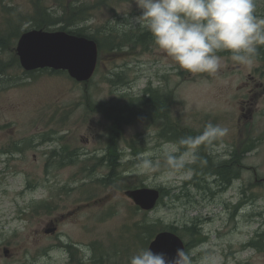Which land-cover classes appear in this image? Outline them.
<instances>
[{
	"label": "rangeland",
	"instance_id": "obj_1",
	"mask_svg": "<svg viewBox=\"0 0 264 264\" xmlns=\"http://www.w3.org/2000/svg\"><path fill=\"white\" fill-rule=\"evenodd\" d=\"M255 3L264 18V0ZM41 9L49 14L45 26L80 30L99 43L88 83L20 65L17 41L45 23ZM125 14H141L134 0H0V264H129L148 248L150 230L167 227L192 264H264V45L251 67L225 50L217 74H192L147 31L120 29ZM143 32L144 43L132 41ZM149 87L166 95L164 103L117 122L115 113ZM209 122L228 128L225 147L202 145L186 178L163 182L159 150L178 141L169 129L195 137ZM113 143L114 168L106 159ZM60 148L63 155L50 152ZM148 152L160 166L138 171ZM210 169L236 174L222 188ZM137 187L160 190L152 210L125 195ZM50 222L55 234L44 233Z\"/></svg>",
	"mask_w": 264,
	"mask_h": 264
},
{
	"label": "clouds",
	"instance_id": "obj_2",
	"mask_svg": "<svg viewBox=\"0 0 264 264\" xmlns=\"http://www.w3.org/2000/svg\"><path fill=\"white\" fill-rule=\"evenodd\" d=\"M141 14L127 17L119 23L123 31L143 29L150 33L153 43L181 69L192 73L217 74L222 68L221 56L225 50L234 62L251 67L264 45V18L256 12L255 0H134ZM129 9V3H128ZM228 128L209 122L195 136L180 138L159 150L165 164L163 182L184 179V170L199 160L202 145L210 151L225 147L223 138ZM145 154L138 171L147 172L160 166V160ZM91 256V250H87ZM129 264H192V256L177 248L171 257L163 251L150 248L138 250L129 258Z\"/></svg>",
	"mask_w": 264,
	"mask_h": 264
},
{
	"label": "water",
	"instance_id": "obj_3",
	"mask_svg": "<svg viewBox=\"0 0 264 264\" xmlns=\"http://www.w3.org/2000/svg\"><path fill=\"white\" fill-rule=\"evenodd\" d=\"M16 53L25 71L49 68L66 71L79 82L88 81L97 66L98 44L90 37L80 36L65 30L48 31L30 29L19 37ZM125 195L141 210L150 211L158 203L160 190L153 187L129 188ZM55 229H47V233ZM152 251H163L170 257L177 248L186 251L181 237L170 230L159 231L149 242ZM5 256L9 249L4 248Z\"/></svg>",
	"mask_w": 264,
	"mask_h": 264
},
{
	"label": "trees",
	"instance_id": "obj_4",
	"mask_svg": "<svg viewBox=\"0 0 264 264\" xmlns=\"http://www.w3.org/2000/svg\"><path fill=\"white\" fill-rule=\"evenodd\" d=\"M39 16L41 17L40 21L45 22V23H38L37 24V28H39V29L48 30V31L65 30L67 32H70V33H73V34H76V35L87 36V34L83 33L80 30H66L65 28L52 29L49 26H45V25L49 24L50 22L48 20L49 14L46 11H43V9L40 10ZM147 36H148V33H144L143 32V33L139 34L138 36H136V38L132 39V41H137V42H140V43H144V40L146 39ZM87 37L93 38L92 35H88ZM139 39H141L142 42L139 41ZM94 40L97 42L96 39H94ZM97 44H98V47H99V43L98 42H97ZM51 71L52 72H61L63 70H52L51 69ZM90 79L88 81H85L84 83H88L90 81ZM158 92H159L158 89H153V88L149 87L148 89L145 90V92H144L145 94L144 95H142L141 97L136 98V99H131L130 100V104L128 105L129 110L127 112L123 113L122 111H120V112H116L115 113L116 114L115 119L117 120V122L124 121L123 123L127 124L133 118H136V117H140V118L141 117H143V118L147 117L148 116V112H149V110L146 111V109H145V107L147 105H149V106L151 105L152 108H153L154 106H158L159 107V106H161L164 103V99H165L166 95L159 94ZM113 113L111 114V112H108V115L112 116ZM110 119L112 121H114L112 118H110ZM117 122H116V124H117ZM179 134H180V131H178L176 128H170L169 131H168V135L170 137H173V138L177 137L178 140L180 138H182V137H178ZM109 145L112 146V151L108 147V149H107L108 155L106 156V159L108 160L109 165L112 168H114L115 166L118 165L119 152L117 150V147L114 146V143L113 144H109ZM100 160L103 161L104 159L100 158ZM168 229L170 231L175 232L174 228H170V227L164 228V230H168ZM190 229H191V227L187 228L188 231H190ZM158 232L153 230V229L150 230L149 235H147V239H148L147 241H149V240L151 241Z\"/></svg>",
	"mask_w": 264,
	"mask_h": 264
},
{
	"label": "flooded vegetation",
	"instance_id": "obj_5",
	"mask_svg": "<svg viewBox=\"0 0 264 264\" xmlns=\"http://www.w3.org/2000/svg\"><path fill=\"white\" fill-rule=\"evenodd\" d=\"M32 29H37V28H32ZM26 31H28L27 29L26 30H24L22 33H24V32H26ZM22 33H21V35H22ZM20 35V36H21ZM19 36V37H20ZM18 42V41H17ZM19 58V57H18ZM19 63H20V61H19ZM21 65V64H20ZM34 71V70H33ZM27 72H31V71H27ZM51 153L53 152V153H58V154H62L63 155V153H62V148H60V150H58V149H52L51 151H50ZM208 171H213L212 169H210V170H208ZM236 174V170L235 169H233V170H231V171H225V170H216V171H213L212 172V175L215 177V180L214 181H218L219 182V185L223 188V186H224V181L225 180H227V179H230V177H234V175ZM47 229H55L53 232H51V233H47L46 232V230ZM57 232V224L56 223H54V222H50L49 223V225H48V227L47 228H45L44 229V233L45 234H55ZM9 255V254H8ZM7 255V256H8Z\"/></svg>",
	"mask_w": 264,
	"mask_h": 264
},
{
	"label": "bare ground",
	"instance_id": "obj_6",
	"mask_svg": "<svg viewBox=\"0 0 264 264\" xmlns=\"http://www.w3.org/2000/svg\"><path fill=\"white\" fill-rule=\"evenodd\" d=\"M53 153V152H52ZM74 188V187H73ZM218 191V190H217Z\"/></svg>",
	"mask_w": 264,
	"mask_h": 264
}]
</instances>
